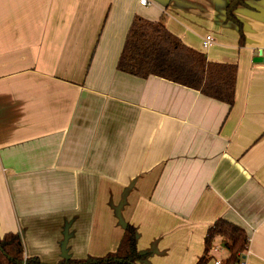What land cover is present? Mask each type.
Wrapping results in <instances>:
<instances>
[{
	"label": "crops",
	"instance_id": "1",
	"mask_svg": "<svg viewBox=\"0 0 264 264\" xmlns=\"http://www.w3.org/2000/svg\"><path fill=\"white\" fill-rule=\"evenodd\" d=\"M140 1L0 0V235L58 264L115 251L130 224L139 264H197L225 218L242 264H264V0L235 10L242 46L228 0ZM135 16L237 64L234 106L119 72Z\"/></svg>",
	"mask_w": 264,
	"mask_h": 264
},
{
	"label": "trees",
	"instance_id": "2",
	"mask_svg": "<svg viewBox=\"0 0 264 264\" xmlns=\"http://www.w3.org/2000/svg\"><path fill=\"white\" fill-rule=\"evenodd\" d=\"M248 0H228L226 20L239 28L240 46L244 44L242 22L236 17L239 6L247 7ZM117 70L121 73L148 79L156 77L199 92L212 100L235 104L238 65L215 63L196 49L186 45L172 33L162 20L151 21L140 16L133 18L120 53ZM224 246L227 257L223 264H242L249 247L244 228L225 218H219L205 237V249L197 264H207L214 258L216 247ZM145 257L136 244V228L127 225L115 251L101 257L61 260L58 264H139ZM0 264H40L36 257H27L19 233L0 235Z\"/></svg>",
	"mask_w": 264,
	"mask_h": 264
},
{
	"label": "built area",
	"instance_id": "3",
	"mask_svg": "<svg viewBox=\"0 0 264 264\" xmlns=\"http://www.w3.org/2000/svg\"><path fill=\"white\" fill-rule=\"evenodd\" d=\"M140 3H141V5H144V6L150 4V3L148 2V0H141ZM213 40H214V39H213L212 36H210V35L207 36V37L204 39V41H203V46H204V48H208V47H210V46L212 45V43H213ZM219 249H220V247H216V248H215V251L218 252ZM214 264H222V262H221L220 260H215V261H214Z\"/></svg>",
	"mask_w": 264,
	"mask_h": 264
},
{
	"label": "water",
	"instance_id": "4",
	"mask_svg": "<svg viewBox=\"0 0 264 264\" xmlns=\"http://www.w3.org/2000/svg\"><path fill=\"white\" fill-rule=\"evenodd\" d=\"M255 62H264V57L262 55L259 56L258 58L255 59Z\"/></svg>",
	"mask_w": 264,
	"mask_h": 264
}]
</instances>
